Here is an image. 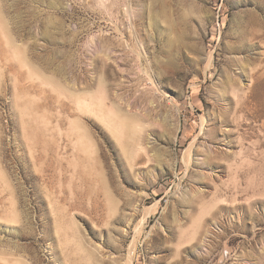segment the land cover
<instances>
[{
    "label": "rangeland",
    "instance_id": "obj_1",
    "mask_svg": "<svg viewBox=\"0 0 264 264\" xmlns=\"http://www.w3.org/2000/svg\"><path fill=\"white\" fill-rule=\"evenodd\" d=\"M262 108L264 0H0V264H264Z\"/></svg>",
    "mask_w": 264,
    "mask_h": 264
},
{
    "label": "bare ground",
    "instance_id": "obj_2",
    "mask_svg": "<svg viewBox=\"0 0 264 264\" xmlns=\"http://www.w3.org/2000/svg\"><path fill=\"white\" fill-rule=\"evenodd\" d=\"M254 21V20H253ZM251 22V21H250ZM252 24V23H251ZM255 24V23H254ZM254 35V34H253ZM255 36V35H254ZM240 46V45H239ZM243 46V45H242ZM237 48H239V47H237ZM242 48V47H241ZM261 76L262 75H257V74H254L253 76H252V78L253 79H261ZM256 82H253V86H251L250 88H249V91L248 92H246V99L247 100H250L251 99V101H252V99H254L255 97H254V95H255V89H256ZM246 103V102H245ZM244 108V107H243ZM261 110V109H260ZM259 116H263L264 115V108H262V110L259 112V114H258ZM128 119V118H127ZM126 119V120H127ZM221 120V119H220ZM220 128V126H214L211 130H210V133H209V135H208V137H207V141L208 142H215L216 141V137L214 136L215 135V133L216 132H218V130H220L219 129ZM70 205H71V207L72 208H75V207H77L78 205L76 204V203H70Z\"/></svg>",
    "mask_w": 264,
    "mask_h": 264
}]
</instances>
